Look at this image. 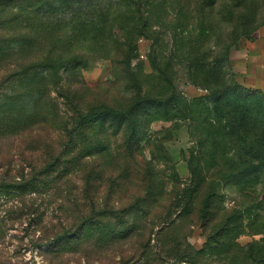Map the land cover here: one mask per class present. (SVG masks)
Wrapping results in <instances>:
<instances>
[{"label": "rangeland", "instance_id": "obj_1", "mask_svg": "<svg viewBox=\"0 0 264 264\" xmlns=\"http://www.w3.org/2000/svg\"><path fill=\"white\" fill-rule=\"evenodd\" d=\"M132 34L126 70L112 58ZM263 34L264 0H0V98L39 99L50 123L37 133L58 135L79 103L109 119L136 107L134 125L90 133L108 146L91 159L102 178L0 194V264H264V94L239 77ZM66 50L82 66L50 55ZM14 158L1 177L21 182Z\"/></svg>", "mask_w": 264, "mask_h": 264}, {"label": "trees", "instance_id": "obj_2", "mask_svg": "<svg viewBox=\"0 0 264 264\" xmlns=\"http://www.w3.org/2000/svg\"><path fill=\"white\" fill-rule=\"evenodd\" d=\"M99 10L101 9L99 8ZM97 23L98 21L96 20H90V22H88L92 28H96L97 30L92 39H98L100 42H103L105 50H108V56H111L112 53L109 52L113 50L111 46L112 42L115 41H113L112 36L106 38L105 28L103 32L100 31L101 27H97ZM117 40H119V38ZM134 40L135 36L133 34L124 37V41L120 43V48H116V53L112 58L115 66L123 67L126 70L127 68L132 67L135 58L134 51L137 49ZM37 55L38 54H36V56ZM50 55L57 56L59 61L64 60V62H67L68 59L69 61L66 65L73 64L72 66H82L77 55H75L76 58H69V56L72 55L70 50L52 51L50 52ZM57 62L58 61L49 60V65H47L49 67L47 68H51L52 70ZM29 68L30 69H28L27 72L37 67L34 65ZM38 68H41V66ZM252 90L264 94V92L259 89ZM21 99L22 98L19 97L14 101H8L6 98H0V141L5 140L12 142V149L7 150L3 148L4 146L2 144H0V194L6 196L13 194V191H15L16 194H13L12 196L26 197L28 193L42 192L45 187L60 189L64 183L70 185L76 175L81 176L85 185L90 179L95 180L100 177L102 178V171L100 169H94L91 159L98 155L103 156V153L108 146H106V144L93 146L89 141L91 139L90 133L95 131L104 132L106 123L111 119L120 125L131 123L134 125L133 113L135 112L136 107L128 111L119 110L112 115L111 119H109V117L105 115V110L95 111L91 108L82 107L79 103L74 105V115L69 118L71 121L59 116L56 123L57 129H59L58 135H54L53 133H37V128L41 127L42 129H46V126L50 123V117L44 115L50 113L43 112L44 114H41L42 112L39 111V99L31 97L30 101L28 100L33 104V107L31 106L30 108L31 110L28 106L29 102H26V99ZM52 125H55V123L52 122ZM69 125H71L70 128ZM25 133H29L33 137L36 141L35 145H28L26 147L21 146V142H23V138L26 136ZM133 140L134 134H131L129 136V143L132 144ZM28 148H31L34 152L37 150L42 152V160H40V164L35 165L33 155L31 154L32 156H29L27 153ZM133 152L134 148L131 150V153ZM16 155H18L21 162V169H19L18 173L22 174L20 176L22 180L21 182L19 180L7 181L8 179L1 177V168H4V165L8 162L10 165L9 168L11 169L9 170L11 172L15 171V166L13 165L17 163V160L14 158ZM28 166H30L32 170L29 172V176L28 173L24 172L25 167ZM9 190H12V192ZM32 199L33 201L35 200V198ZM27 208L29 210L36 209L35 203H30ZM35 211L36 210H34V212ZM40 223L43 224L42 220H40L38 224ZM1 224L0 243H2L6 237L5 228ZM43 239L45 238L40 240ZM62 240V237L55 235L53 239H50L49 241H52L56 245V249L54 250L59 251L63 242Z\"/></svg>", "mask_w": 264, "mask_h": 264}, {"label": "crops", "instance_id": "obj_3", "mask_svg": "<svg viewBox=\"0 0 264 264\" xmlns=\"http://www.w3.org/2000/svg\"><path fill=\"white\" fill-rule=\"evenodd\" d=\"M247 54L240 66L241 84L264 92V34L246 45Z\"/></svg>", "mask_w": 264, "mask_h": 264}]
</instances>
